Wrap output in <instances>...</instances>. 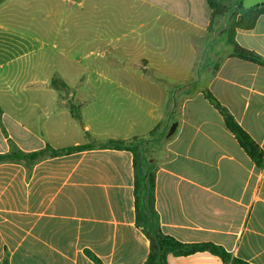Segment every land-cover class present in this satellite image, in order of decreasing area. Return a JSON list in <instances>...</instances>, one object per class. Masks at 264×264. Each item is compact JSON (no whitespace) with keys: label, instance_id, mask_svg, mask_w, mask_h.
I'll return each instance as SVG.
<instances>
[{"label":"crops","instance_id":"crops-1","mask_svg":"<svg viewBox=\"0 0 264 264\" xmlns=\"http://www.w3.org/2000/svg\"><path fill=\"white\" fill-rule=\"evenodd\" d=\"M174 2L178 12L191 2L196 22L208 33L210 12L197 10L202 2ZM235 39L264 60V14L252 29L237 30ZM217 44L225 54L216 53L221 59L205 89L264 151V67L231 56L225 36ZM203 90L164 106L144 96H116L114 104L104 102L101 113L95 96L78 97L79 105L65 109L59 108V96H44L34 99V110L24 107L27 99L4 97L9 103L0 105V154L95 146L0 163V263L145 264L150 240L136 210L134 155L101 146L139 138L159 153L147 158L162 233L185 244L213 243L232 258L264 264V165L251 160ZM158 124L159 135L151 137ZM159 137L164 142L155 149ZM144 172L138 169L140 176ZM167 260L230 264L207 251L169 254Z\"/></svg>","mask_w":264,"mask_h":264},{"label":"rangeland","instance_id":"rangeland-1","mask_svg":"<svg viewBox=\"0 0 264 264\" xmlns=\"http://www.w3.org/2000/svg\"><path fill=\"white\" fill-rule=\"evenodd\" d=\"M195 1L202 2L203 9L197 10L210 12L211 20L207 0ZM177 4L174 0H4L0 105L9 103L3 101L6 96L10 100L19 96L27 99V110H34V99L59 96V108L65 109L79 105L78 97L95 96L101 99L97 102L101 113L104 102L114 104L116 96H144L164 106L205 89L208 73L225 54L217 41L226 18L209 22L207 33L196 22L191 2L182 12L176 11ZM104 116L95 121L97 126ZM163 142L159 137L154 148ZM140 148L148 158L159 154L144 141Z\"/></svg>","mask_w":264,"mask_h":264},{"label":"trees","instance_id":"trees-1","mask_svg":"<svg viewBox=\"0 0 264 264\" xmlns=\"http://www.w3.org/2000/svg\"><path fill=\"white\" fill-rule=\"evenodd\" d=\"M4 0H0V4ZM208 7L211 10L210 24L218 18H226L225 27L222 36L227 39V44L231 48V56L259 64L264 67V60L254 51L248 50L240 46L235 39L237 30L252 29L259 16L264 14V2L251 9L243 7V0H207ZM239 11L243 13L238 15ZM230 14V15H229ZM229 15V16H228ZM211 25H208L210 29ZM203 94L211 104L222 114L225 124L230 132L236 137L241 147L246 151L251 160L258 166L264 165V151L258 146L253 138L235 121L230 112L220 104V102L211 94L208 89L203 90ZM1 114V109H0ZM161 124L152 130L150 136H158ZM145 139L134 138L130 141H107L102 147H113L115 149L129 150L134 155V168L136 173L135 193H136V210L140 220L148 226L146 230L150 240V253L145 264H168L167 257L169 254L173 256H189L199 252H210L212 255L218 256L225 263L230 264H248L240 259L232 258V256L221 246L213 243L185 244L179 242L172 236L162 233L155 219L154 212V175L151 173L150 160L141 151V143ZM94 144H86L73 146L64 149H53L50 146L44 151L25 153L21 150H11L7 154H0V163L15 160H35L45 156H58L64 153L75 151H83L92 149ZM145 167V172L140 176L139 168ZM0 264H8L3 261Z\"/></svg>","mask_w":264,"mask_h":264},{"label":"water","instance_id":"water-1","mask_svg":"<svg viewBox=\"0 0 264 264\" xmlns=\"http://www.w3.org/2000/svg\"><path fill=\"white\" fill-rule=\"evenodd\" d=\"M263 2H264V0H243V7L245 9H251V8H254L255 6H257V5H259V4L263 3ZM67 96H69L68 93H67ZM176 127H177V123H173L171 125V127H170V129H169V131L167 133L168 137L171 136L174 133Z\"/></svg>","mask_w":264,"mask_h":264}]
</instances>
